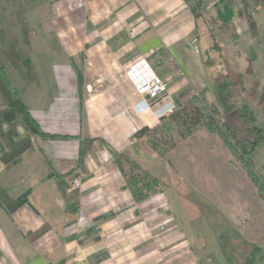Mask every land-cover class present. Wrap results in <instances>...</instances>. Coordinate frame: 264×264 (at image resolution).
Here are the masks:
<instances>
[{
  "label": "crops",
  "instance_id": "obj_1",
  "mask_svg": "<svg viewBox=\"0 0 264 264\" xmlns=\"http://www.w3.org/2000/svg\"><path fill=\"white\" fill-rule=\"evenodd\" d=\"M193 1L62 0L53 6L51 28L60 33L62 57L51 62L49 79L42 77L25 99L10 77L47 136L0 105V188L11 200L0 197V264H203L175 210L177 187L169 194L158 177V191L136 201L115 161L125 154L153 170L138 133L160 124L155 111L166 103L177 109L199 95L220 104L192 43L202 42ZM224 1L204 2V12L229 21ZM140 58L168 84L150 101L154 111L143 114L134 109L139 96L125 72ZM25 139L32 146L4 163L9 143Z\"/></svg>",
  "mask_w": 264,
  "mask_h": 264
},
{
  "label": "rangeland",
  "instance_id": "obj_2",
  "mask_svg": "<svg viewBox=\"0 0 264 264\" xmlns=\"http://www.w3.org/2000/svg\"><path fill=\"white\" fill-rule=\"evenodd\" d=\"M61 1L0 0V66L26 93L25 99L37 83H43L42 77L49 79L51 62L62 57L60 33L51 28L57 16L53 6ZM203 2L211 4L213 0ZM224 2L227 7L221 9L222 16L229 22L238 21L239 36L236 44L227 34L217 36V40L226 46L229 66L243 76L245 102L264 129V104L259 105L264 89V0ZM192 3L198 5L197 0ZM251 14L255 23L252 30L247 19ZM204 46V41L198 45L203 58ZM207 85L218 100L212 81ZM148 140L160 143L163 151L169 149L162 156V150L155 154L147 144L150 155L146 157L151 156L147 166L168 184L169 194L172 186L177 187L180 198L174 200L175 210L203 264H264V202L246 170L233 162L221 140L205 130L185 138L179 129L171 134L170 144L159 134L148 133L144 141ZM251 161L264 184V142L256 147ZM123 165L131 169L130 164Z\"/></svg>",
  "mask_w": 264,
  "mask_h": 264
},
{
  "label": "trees",
  "instance_id": "obj_3",
  "mask_svg": "<svg viewBox=\"0 0 264 264\" xmlns=\"http://www.w3.org/2000/svg\"><path fill=\"white\" fill-rule=\"evenodd\" d=\"M197 1L196 17L200 22L197 35L206 44L205 63L213 76L212 84L220 106L209 105L199 95H192L171 115L161 118L157 127L152 130L144 129L138 135L145 139L148 133L159 134L166 139L167 144H170V136L176 129H179L185 138L191 137L200 130L217 136L231 154L233 162L246 170L248 177L256 187L257 195L264 202V184L256 174L251 161L256 147L264 142V129L258 126L255 112L249 108V103L245 102L244 95H247V89L244 86L243 76L229 66L225 59L226 46L217 40V36L227 34L228 38L236 44L239 36L238 28L233 22L224 20L215 11L204 12L203 0ZM247 19L252 30L255 25L253 15L247 16ZM211 52L216 53L217 56L207 57V54ZM224 68L226 71L223 70ZM256 86L254 85L250 91L254 92ZM186 96V93L182 94L183 98ZM259 98V105L264 104V89ZM0 105L15 110L31 132L47 136L23 102L20 92L3 66H0ZM145 143L155 153L163 151L160 143L154 145L149 140ZM31 146L30 139L10 142L9 150L2 158L3 162L13 161ZM83 152L82 150L81 159H83ZM168 153L169 149H165L160 154L165 156ZM115 161L136 201L147 199L163 184L158 177L144 169L138 161L125 154H116ZM124 162L130 164L129 171L124 167ZM0 197L7 204H11V200L2 188H0Z\"/></svg>",
  "mask_w": 264,
  "mask_h": 264
},
{
  "label": "built area",
  "instance_id": "obj_4",
  "mask_svg": "<svg viewBox=\"0 0 264 264\" xmlns=\"http://www.w3.org/2000/svg\"><path fill=\"white\" fill-rule=\"evenodd\" d=\"M196 53H199L198 39L194 38L192 41ZM126 75L136 89V93L139 96V101L134 105L136 112L143 114L148 111H154V104H151V100H158L161 96L167 92L168 84L160 80L152 67L144 58H140L133 63L129 64L125 69ZM176 111L175 105L171 102L166 103L155 111L159 118L168 117ZM136 142L132 140V144ZM76 187H80L81 184L78 179L73 181Z\"/></svg>",
  "mask_w": 264,
  "mask_h": 264
}]
</instances>
